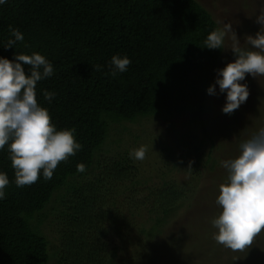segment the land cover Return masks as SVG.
Listing matches in <instances>:
<instances>
[{
	"label": "trees",
	"instance_id": "trees-1",
	"mask_svg": "<svg viewBox=\"0 0 264 264\" xmlns=\"http://www.w3.org/2000/svg\"><path fill=\"white\" fill-rule=\"evenodd\" d=\"M9 25L24 41L0 46V56L39 52L52 63L54 74L36 86L38 103L58 129H75L82 148L58 164L51 180L41 176L22 188L6 148L0 151V172L10 180L0 200V264H180L186 244L168 227L193 204L210 208L212 216L198 211L194 220L204 226L206 253L217 256L223 246L214 243L211 219L226 175L218 180L212 172L235 146L206 123L207 88L229 49L203 47L211 31L223 28L214 13L199 0H7L0 5V42ZM116 54L131 63L112 77ZM43 90L56 94L51 103ZM261 109L248 137L264 124ZM147 119L169 129L154 135V155L134 162L128 153L138 147L126 145L125 123ZM78 164L86 171L77 172ZM211 177L199 198L207 204L195 202L199 182Z\"/></svg>",
	"mask_w": 264,
	"mask_h": 264
},
{
	"label": "clouds",
	"instance_id": "clouds-1",
	"mask_svg": "<svg viewBox=\"0 0 264 264\" xmlns=\"http://www.w3.org/2000/svg\"><path fill=\"white\" fill-rule=\"evenodd\" d=\"M7 0H0V5ZM260 25L255 35H247L241 46L232 25L225 23L221 29L211 31L204 40L208 49L230 48L235 59L217 69L209 95L226 93L222 107L224 114L231 115L249 96L246 75L254 78L264 76V8L256 16ZM232 33V44L226 46V37ZM24 41V34L9 25V36L0 46L15 47ZM16 48V47H15ZM128 56L113 55L109 61L110 75L128 70ZM25 65L28 66L27 72ZM100 70L102 66H93ZM54 74L52 63L41 53L15 52L14 59L0 56V151L7 150L14 170L17 187L30 186L42 176L44 181L52 179L54 170L61 161L74 156L82 145L75 138V129H58L52 122L50 112L37 100L38 82ZM44 100L51 103L55 93L42 92ZM129 158L142 161L146 149L141 146L130 150ZM226 179L219 185L215 204L218 214L211 219L213 240L232 252L244 251L253 243V238L264 230V126L259 127L248 138L239 143V154L235 158L222 160ZM83 164L77 172H85ZM10 184L7 173L0 172V200L6 198ZM240 257H233V264Z\"/></svg>",
	"mask_w": 264,
	"mask_h": 264
},
{
	"label": "rangeland",
	"instance_id": "rangeland-1",
	"mask_svg": "<svg viewBox=\"0 0 264 264\" xmlns=\"http://www.w3.org/2000/svg\"><path fill=\"white\" fill-rule=\"evenodd\" d=\"M199 1L214 13V16L222 27H224L225 23L232 25L233 31L240 40L242 47L247 46L244 44L246 38L245 34L248 35L247 32L249 31V35H255L258 31L257 28L260 27L258 23H256L255 27H252L251 29L243 25L250 26V23H246V21L250 19L256 21V16L259 14L260 10L264 8V0ZM231 36L232 33H229L227 36L229 47L232 44V40L230 41ZM234 59L235 57L232 56L231 49H227L223 53L220 68L224 67ZM241 83L247 84L249 88V96L246 102L241 104L240 107L236 109V112H233L231 115L222 112L226 93H219L218 85L217 94L209 95L210 106L208 108L211 114L208 115V120L206 121L208 127H210L214 136L220 141H224L226 145H229V148L235 146L230 150V154L224 160L235 158L239 154L238 142L248 138L250 121L255 119L258 107H264V76L254 78L251 75H246L245 80L241 81ZM261 110L264 111V109ZM125 124L127 125V129L124 130L123 136H125L124 139L126 145L131 147L130 149L143 146L146 149V152L150 153L149 157L156 153V148L151 147V145L154 144V135L164 129V127L169 129L164 124V121L160 124H155L152 119H147L142 122H128ZM251 126L253 127V125ZM260 126H264V124L260 123ZM212 173L218 178V180L227 175L226 170L223 167L217 168ZM212 181H215L212 177L201 179L198 186L199 194L195 199L196 201L193 200V202H198L202 194H205L210 190ZM199 202L205 203V199L202 197V200ZM205 208H203L202 211H199L200 209L197 210L193 204V206L191 205L182 209L180 211L181 216L177 217V219L168 227V232H171L172 236H174V240L179 244H186L177 256V261L180 264H233V257L235 256H239L240 258L235 261L234 264H264V230L253 238V243L244 251L232 252L230 249L222 247V250L219 249L217 256H209L206 253V248L208 246L205 247L203 244L207 241L206 238L203 237L201 230L204 229V226L194 220V216L198 211L202 212V214L204 213V217L212 216L209 211L210 208L207 206ZM198 232H200L201 239L196 241V234Z\"/></svg>",
	"mask_w": 264,
	"mask_h": 264
}]
</instances>
